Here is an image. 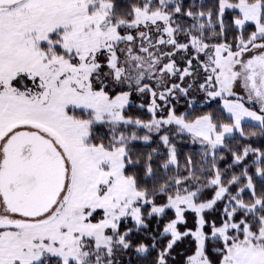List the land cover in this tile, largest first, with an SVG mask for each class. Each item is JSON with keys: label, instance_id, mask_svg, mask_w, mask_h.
<instances>
[{"label": "snow or ice", "instance_id": "1", "mask_svg": "<svg viewBox=\"0 0 264 264\" xmlns=\"http://www.w3.org/2000/svg\"><path fill=\"white\" fill-rule=\"evenodd\" d=\"M0 264H264V0H0Z\"/></svg>", "mask_w": 264, "mask_h": 264}]
</instances>
